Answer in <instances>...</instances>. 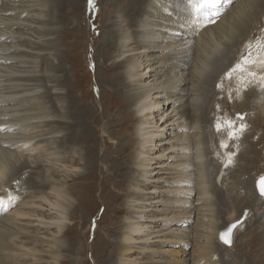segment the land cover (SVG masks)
<instances>
[{"label": "bare ground", "instance_id": "bare-ground-1", "mask_svg": "<svg viewBox=\"0 0 264 264\" xmlns=\"http://www.w3.org/2000/svg\"><path fill=\"white\" fill-rule=\"evenodd\" d=\"M5 1V5L10 7L6 6L4 9L9 10L16 7L14 5L15 0ZM130 1L131 20L127 21V26H130L133 21L137 20V36L131 40L129 37L130 33L122 31L120 35L124 41H118L119 44L114 43L119 49L117 52L119 56L118 62L113 63L114 67L123 66L127 61L128 63L124 66L125 69L116 72L115 76L112 74L111 79L115 80L112 82L116 83L117 79L122 76V79H119L121 80V86H118L125 89V99L128 100L127 103L129 102L127 105L131 104L127 106L126 111L136 118L135 130L133 134H128L129 138L133 140L131 144L123 145L120 140L113 141L115 151L112 150L111 152L110 148H113V145L109 143V140L114 137L113 135L117 133L118 129L106 128L103 125V132L100 134L97 130V127L100 130L97 120L96 125L93 126L92 120V122H87L82 119L92 110L86 109L79 116L77 114H72L73 116L69 115L66 108L69 107L68 111L71 112L73 107V103L69 98L71 97L70 91L66 96H64L65 93L64 95H58L54 92H51L52 95L49 94L52 98L55 119L52 115L48 116V114H45V116H40L35 112L33 113L30 109L26 110L27 114H29L27 119L33 120L30 121V123H33V126L28 128L25 124L27 119L22 120L24 116H28L26 115V111L24 112L23 108H16L15 106L19 98L22 100L20 92L26 90L22 88L25 84L21 81L35 80L36 77H42V75L37 73L38 62L35 59L27 61L26 57L29 54L31 55V53L24 54L25 51H28V45L26 48L23 46V49L15 43L17 48L13 50V55L17 69L7 71L8 75L16 82L4 83L1 77L2 73H0V86L7 85L6 87H0V89L9 90L5 92L9 94L0 95V114H2L0 116V150L2 149L1 147L8 148L10 151V155H7L8 158H15L14 162H11V168H7L5 162L0 161V198L4 201L3 206H0L2 209L0 216L2 213H6V215L0 218V264H62L63 258L61 252L63 249L68 250V246L64 244L63 235L65 236V233L69 230L68 224L72 221L69 212L73 204L71 195L73 192L70 193L68 185L65 184L64 180L60 179V176L62 173H65L73 177L81 172L76 168L78 167L77 163L81 161L79 160V153L81 151L77 149L78 146L76 148L72 145L68 147L67 151L61 150L63 141L73 145L79 143L85 148L90 149L87 152L90 165L102 166L101 163H105L102 157H99L100 152L101 156L111 159L106 168L101 169V172L104 173V183H106V179L114 182L118 178H121L125 181L127 189L130 188L127 194L128 200L126 201L129 204L130 212L125 217V231L124 234L121 233L122 238H119L120 240L117 243L112 242L116 247V252L114 251L113 253H117L118 264H140L143 259H150V262L162 264L158 263L160 261H154L153 259H155L157 253H160L159 248L156 246L165 247L166 245L185 247L187 256L189 253L193 255L196 248L199 259L197 264H204V262H207L206 264H213L212 261H209L210 258L212 259L209 256L212 255L211 252L214 251L215 245L213 243L211 245L212 249L209 248L210 250H208L209 243L218 237V232L222 228H226L231 222L234 223L235 219L237 220L241 216L235 217L234 212H231V216L226 218V222L223 225L222 222H219V219L217 221L214 217L215 207L211 204L213 202V194L210 195L211 191H209L208 187L209 177L207 179L206 168L208 166L215 167V165H213L212 161V165H210L205 160L206 154L209 155V153L205 154L204 141L207 139L206 135H208V138L210 137L209 140L211 139V136L214 134V128L211 129L207 124L208 116H205V113L208 111L205 110L207 106L204 103H206V99H209L206 96L211 91L210 84L211 80L215 77V72L220 71L224 75L226 71L236 69L237 65L233 62L228 67V63L232 59L231 55L222 50L223 47H221L222 45L219 42L215 41L217 44L215 43L214 46L213 43H207L206 39L208 37L210 40L215 39L214 33L226 32L225 34L231 33L232 35L231 19L242 23L244 19L243 15L249 10L252 1L259 5L260 2L257 0H222L218 8L214 10L207 20L204 17L197 18L190 7V24L189 22L184 23V18L182 23L181 19L179 17L176 18V14L174 16L173 13L171 17L180 19V22L176 20L170 21V18V20L165 18L168 13L170 14V9L162 8L160 0ZM27 2L30 7L37 6L38 9L40 0H28ZM233 2H236L235 7L218 19V14L227 11ZM107 3H111L112 5L114 0H107ZM178 4L187 6L188 2L183 1ZM12 5L14 6L12 7ZM27 10L29 9L27 8ZM158 10H164V12L161 15L162 17L159 18L158 16L154 20L153 17L156 16ZM32 15H37V13H32ZM8 17L10 16L8 15ZM12 18L11 16L8 19L12 20ZM14 19L16 20L14 21ZM14 19V23L17 24L19 19L16 17ZM258 21L263 22V18L259 17L254 22L257 23ZM214 22H216L215 25L211 27L210 25ZM109 23L111 22L109 21ZM177 23H180V25L176 26ZM105 27L110 28L109 25ZM247 28L250 29V27ZM107 33L110 35L107 34L108 36L104 44L106 47L111 48L113 45H111L112 40L110 36H114V32L107 31ZM4 37L8 36L0 33V40ZM194 37L198 38L195 40V45L190 47V43ZM13 40L20 45L22 44L18 39L11 38L9 41L13 42V45ZM24 43L27 44L26 41ZM225 43H229L227 38ZM209 44L213 46H209ZM6 47L4 49H7ZM191 56L193 57V63L187 69L189 63L188 57L190 58ZM24 57L25 59H23ZM174 58L177 59L175 65L171 62L169 63V60ZM22 59L26 60V62L24 61V63ZM11 61L8 56H4L0 52V63H11ZM19 63H22V65L19 66ZM172 64L174 66L171 68V71L164 77L165 72L162 73L166 70L164 67ZM24 67L25 70H22ZM160 68L163 69L162 72ZM247 70L250 71L249 66L248 69L246 68ZM211 76L214 77L211 78ZM260 76L264 78V74ZM221 79L222 76L215 78L213 85L216 80L219 82ZM65 81L59 79V85ZM199 83L201 92L205 96L204 103L201 102L203 99L198 93L199 88L197 89V86H199ZM248 92L249 98L247 99L252 101L254 98L253 105L256 107L262 100L264 102V89L260 90V93H262L260 95L257 94L254 87H251ZM135 93L139 96L138 99L135 98ZM223 93L226 92L223 91ZM35 96L37 98V94ZM35 99L33 100L39 103L40 99L37 98L38 101ZM25 105L23 106L27 108ZM35 107L37 108L38 106ZM40 111L38 113H44ZM215 111L214 109L213 112ZM18 115L21 119H19ZM7 116L14 123L12 124L14 125L13 131L7 128L8 125L5 123ZM50 116L53 117L52 121L47 118ZM63 117L67 119L64 120ZM127 117L124 112L116 113L115 111V113L111 114L103 112V115L100 114L99 121L103 122L108 119V125H110V123L117 119H120L119 122L128 121L130 118L128 117L127 119ZM156 118L158 119L155 120ZM77 119L81 120L78 125ZM69 122H71L69 132L67 129L60 137L57 130L68 125ZM89 126L94 127L98 133L94 132V135L88 134ZM206 128L207 132H205ZM30 130L34 134L29 133ZM248 131L247 127L245 133L247 134ZM54 133L57 134L52 135ZM35 139L37 141H34ZM45 141L58 145L59 151H56V147L54 146V150L49 153V150H46L47 154L42 158V151H45L46 145L41 143ZM160 142L161 144H159ZM5 143H9V146L16 150L13 151L7 144V146H3ZM214 149L213 151H215ZM95 152L98 155H95ZM113 153H115L114 156ZM43 162L48 167L46 174L42 178H34L35 176L31 179L28 178L27 174L29 172H26V169L38 166L40 168ZM86 166L89 167L88 164ZM218 167L216 168L217 170ZM223 172L224 169L219 171V174H225ZM219 174L216 175L215 181L216 185L220 186ZM15 180L19 186H13L12 184L11 187H16L19 191L10 189L8 186V184ZM155 181L162 183L161 190L158 188L148 189L149 185ZM26 182H28L27 186H24L25 188L23 189L27 190V192L22 193L20 187ZM127 183H129V186ZM33 187H37V190L29 192ZM153 189L156 192L161 191L162 195L152 200L147 195L150 191H154ZM217 222L222 225L218 226ZM243 225L244 223L235 228L234 237ZM7 237L10 239H7ZM162 251H166L165 248ZM134 253L144 256H142L141 260H138L137 257H133ZM187 256L182 258V260L174 261L173 264H188L191 258H187ZM202 259L205 260L202 261ZM112 261L111 264L116 263V260ZM192 264H195L194 261Z\"/></svg>", "mask_w": 264, "mask_h": 264}, {"label": "rangeland", "instance_id": "rangeland-1", "mask_svg": "<svg viewBox=\"0 0 264 264\" xmlns=\"http://www.w3.org/2000/svg\"><path fill=\"white\" fill-rule=\"evenodd\" d=\"M15 1L14 5L16 7L6 10L4 9V7L8 6L5 5L6 1L0 0V28L2 29H0V33L8 36L0 40V52L12 60L11 63H0V73H2L1 77L3 78L2 81L6 84L16 82L8 75L7 71H14L17 69L13 55V50L17 48L16 44L23 49V46L26 48L28 45V51H25L24 54L31 53V55L29 54L26 57L27 61L35 59L38 62L37 73L42 75V77H36L35 80L31 79L21 81L26 85H23L22 88L26 90L20 92L22 94V100L19 98L18 103L20 104L17 102L15 103L16 108L21 107L24 112L30 109L33 113L35 112L40 116H45V114H48V116H54V107L51 101L52 98L49 94L52 95L51 92H54L58 95H64L65 93L64 96H66L70 91L71 97L69 98L73 103V107L71 112L68 111L69 107L66 108L69 115L77 114V116H79L82 115L83 111L86 109L90 111L92 110L89 114L82 118L84 119L83 121H93L92 124L94 126L96 125L97 120V124L100 127V130L98 127L97 130L100 134L103 132V125L106 128L110 127L118 129L117 133L113 135L114 137L110 138L111 141L109 140L111 145H113V141L117 140H120L123 145L131 144L133 140L129 138L128 134H133L136 127V118L132 116L131 113L128 114L126 111L127 106H130L131 104L127 105L129 102L127 103L128 100L125 99V89L123 87H119L121 86V80L119 79H122V76L117 79L118 81L116 83L112 82L115 80L111 79L112 74L115 76V74H117L116 72L125 69L124 66L128 63L127 61L123 64V66L114 67L113 63H116V61L118 62L119 57L117 54L119 49L114 43L119 44L122 40L120 35L122 31H128L130 33L129 37L131 40L137 36V20H132L133 23H131L130 26H127V21L131 20V1L114 0V3L111 5V3H107V0H91V3L90 0H40L38 9L37 6L30 7L27 2L28 0ZM183 1L187 2V0H160L162 8L170 9V14L168 13L165 18H170V21L176 20L178 22H180V19L182 22L184 18V23L189 22L191 24L189 4L187 6L178 4ZM257 1L260 2V5L256 2L253 3L252 1L249 10L243 15L244 19L242 20V23L231 19L230 26L233 30L232 35L231 33L225 34L226 32L214 33L213 36L215 39L210 40L209 37L206 39V42L208 41L207 43H213L214 46L215 43L217 44V42H219L222 45L221 47H223L222 50H225L228 55H231L232 59L228 63V67H230L231 63L235 62L237 65L236 69L233 71H226L224 75L222 72L216 71V74L214 75L215 77L211 76V78H214L211 80V91L206 96L209 98L206 99V103L203 102L205 96L201 92L200 83L199 86H197V89L199 88L198 93L203 99L201 102L207 106L205 109L208 111L205 113V116H208L207 124L211 127V129L214 128V134L211 136V139L209 140L210 137L208 138V135H206L207 139L205 138L206 140L204 141L205 154L209 153V155L206 154L205 160L208 161L210 165H212V163L215 165V167L208 166L206 168L207 179L209 177L208 187L209 191H211L210 195L213 194V202H211V204L215 207L214 217L217 221L220 220L219 222H222L224 225L226 218L231 216V212H234L235 217H239L241 215L239 219L242 220L236 227L244 223L241 229H239V232H236L235 237L233 235L234 246L223 244L218 237L209 243L210 246L208 247V250H210L209 248L212 249L211 245L213 243V245H215L214 251L211 252L212 255L209 256L212 257L209 261H212L213 264H264V197H262L258 192L256 184L258 179L264 174V102H262V100L256 107L253 105L254 98L252 101L247 99L249 98L248 91H250L251 87H254L259 95L262 94L260 93V90L264 89V78H261L260 76L264 74V58L262 60L264 52H261L258 47V44L264 41V0ZM236 2H233L227 11L220 12L217 18L220 19L223 15L227 14L229 10H232L235 7ZM14 5H12V7ZM26 7L29 10H27ZM163 12L164 10H158V13H156V16L153 17V19L155 20L158 16L159 18L162 17L161 15ZM32 13H37L38 16L32 15ZM172 13L174 16L176 14V18L179 17L180 19L178 20L171 17ZM7 14L10 17H13L12 20L8 19L10 17H8ZM15 17L19 19L17 24L14 23L16 20L14 19ZM259 17L263 18V22H254ZM25 19L27 20L25 21ZM109 21L111 23H109ZM215 23L216 22L212 23L210 26H214ZM246 24L248 25L243 26ZM106 25H109L110 28H106ZM179 25L180 23H177L176 26ZM247 27H250V29ZM107 31L114 32V36H110V39L112 40L111 45H113L111 48L106 47L104 44L108 36L107 34L110 33H107ZM168 33L170 32L168 31ZM11 38L18 39L19 42H22V44L20 45L13 40V45V42L9 41ZM197 38L194 37L192 39L190 47L195 45V40ZM226 38L229 40V43L227 44L225 43ZM25 41L27 44L24 43ZM122 41H124V39ZM211 44H209V46H213ZM5 47L7 49H4ZM192 56H194V54H192ZM192 56L190 58L188 57L189 63L187 69L193 63ZM23 59H25V57ZM23 59L22 61L26 62V60ZM255 59L259 60L256 61ZM248 60L255 62L246 63ZM175 61L177 62V59L174 58L169 60V63L171 62L175 65ZM173 64L164 67L166 68L164 71L160 68L161 72L163 71L162 73L165 72L164 77L168 75L169 71H171V68L174 66ZM18 65H22V63H19ZM238 65L243 67V71L238 68ZM248 66L250 71H246ZM22 70H25V67L22 68ZM249 73H254V75H250ZM218 76H222V79L219 82L216 80L213 85L215 78H218ZM223 76L225 77L223 78ZM59 79L66 81L63 84L60 83L61 85H59ZM6 86L7 85H1L0 87ZM115 90H117V92H115ZM6 91L9 90L1 88L0 95L9 94L5 93ZM223 91L226 93H223ZM36 94L37 98L40 99L39 103H36L33 100L36 98ZM37 98L35 99L36 101H38ZM135 98H139L137 93H135ZM20 101H23L24 103H21ZM23 105L27 106V108ZM232 105H234V107H232ZM35 106L38 107L36 108ZM214 109L216 110L215 112H213ZM39 110H41L40 112H44V115L38 113ZM27 111L26 115L28 116H24L22 120L29 117ZM115 111L116 113L124 112V114H126V116L130 119L124 122H119L120 119H117L110 123V125H108V119L103 122L99 121L100 114L103 115V112L111 114L115 113ZM0 116H2V114H0ZM52 116L47 118L52 121ZM18 117L20 116L18 115ZM19 119H21V117ZM63 119L66 120L67 118L63 117ZM157 119L158 118L155 120ZM225 120L233 122L232 128L225 125ZM28 121L29 123H27ZM30 121L33 120L27 119L25 123L28 128L33 126V123H30ZM80 121V119L77 121V125ZM5 123L8 125L7 128L10 129V131H13L14 125L12 124L14 123L9 116H7ZM218 124L220 125L219 129H217ZM70 125L71 122L63 128L57 130L60 137L67 129L69 132V127H71ZM242 125H244L243 128L241 127ZM247 127L249 131L246 134L245 132ZM206 130L207 128L205 129V132H207ZM30 131L29 133L34 134V132ZM98 131H96L94 127L89 126L87 133L94 135V132L98 133ZM230 131L234 132V135L231 138L229 137ZM55 134L57 133L52 135ZM34 141H37V139ZM222 142L225 143L227 147H221ZM212 143L213 146L211 147ZM6 144L9 148L13 149L9 146V143H5L3 146H7ZM41 144L46 145L45 151H42V158L47 154L48 150V153L52 152L54 150V146L56 147L55 150L59 151V148L57 147L58 145L55 143L50 144L45 141ZM75 144L77 145L69 144L68 142L63 141V147H61V150L67 151L68 147L71 145L73 147L78 146V148H76L81 151L79 153V160L81 161L77 163L78 167H76L79 172H81L79 174L77 173V176L73 177H70L65 173H62L60 176V179L64 180L65 184L68 185L70 193L73 192L71 194L73 204L70 207L69 212L70 219L72 221L68 224L69 230H67L65 236L63 235L64 244L68 246V250L63 249L61 252L63 258L62 264H111L113 262L112 260H116V263L113 264H118L116 258L117 253H113L116 247L112 242L117 243V241L122 238V234H124V227L126 226L124 223L125 217L129 215L130 212L129 204L126 202L128 200L127 194L129 193L130 188L127 189L125 181L121 178H118L114 182L106 179V183H104V173L101 172V169L106 168L111 159L101 156L100 152L99 157H102L105 163H101L102 166L90 165L87 157V152L90 149L85 148L79 143ZM159 144H161V142ZM114 146L115 144L113 145V148H110L111 152L114 150ZM1 148L0 161L5 162L7 168H11V162L13 163L15 158H8L7 155H10L9 149L5 147ZM213 149L215 151H213ZM15 150L16 149H13V151ZM95 155H98V153L95 152ZM114 155L115 153H113V156ZM216 156L219 159H217ZM229 160H231V163H229ZM44 163L45 162H43V165H40V168L39 166L35 168H27L26 172H29L27 174L28 178L31 179L34 176V178H42L43 175L46 174V170H48V167H46L47 165H44ZM87 164L89 167L86 166ZM216 166L218 167V170L216 169ZM220 169H224L223 173L225 174H219V171H221ZM217 174L220 176L219 183L223 187L221 185H216L215 178ZM250 178L252 179L250 180ZM28 182L20 187L22 189V193L27 192V190H24L23 188L27 186ZM12 184L13 186H19L17 181H13L8 184V186L10 189L12 188L19 191L18 188L11 187ZM127 184L129 186V183ZM150 188H158L161 190L162 183L155 181L149 185L148 189ZM35 190H37V187H33V189H30L29 192H33ZM153 190L154 191H150L147 195L151 197L150 199L153 200V198L160 197L162 195L161 191L156 192L155 189ZM229 203H231V205H229ZM148 213L150 214V212ZM246 213L247 217L244 218ZM4 215H6V213H2L0 218ZM239 219H235V222L239 221ZM216 224H218V226L222 225L218 222ZM7 239L10 238L7 237ZM156 247L159 248L158 250H160V253H157L155 255V259L153 260L160 261L158 263L173 264L174 261L182 260V258L187 256V250L185 247L180 245ZM164 248L166 251H162ZM142 256L144 255L135 253L133 255V257H137L138 260H141ZM197 256L195 248L193 255L189 253L187 256V258H191L188 264H192L193 261L197 264L199 261ZM204 260L202 259V261ZM150 261V259H143L140 264H155V262ZM185 263H187V261H185ZM206 263L207 262H204V264Z\"/></svg>", "mask_w": 264, "mask_h": 264}, {"label": "snow or ice", "instance_id": "snow-or-ice-1", "mask_svg": "<svg viewBox=\"0 0 264 264\" xmlns=\"http://www.w3.org/2000/svg\"><path fill=\"white\" fill-rule=\"evenodd\" d=\"M187 2L197 18L204 17L205 19H208L213 14L214 10H216L218 6L221 4L222 0H187ZM258 47L261 52H264V41L260 42L258 44ZM254 62L255 61H251V60L246 61V63H254ZM238 68H240V70L243 71L242 66L238 65ZM249 74L254 75V73H249ZM225 125L229 128H232L233 122L230 120H225ZM219 127L220 125L218 124V129ZM241 127L243 128L244 125H242ZM233 135L234 132L230 131L229 137L231 138ZM221 147H227V145L222 142ZM229 163H231V160H229ZM3 204L4 201L2 198H0V206H3ZM233 227H235V225L229 227V229L226 232L221 233V239L224 240L226 244L231 243L230 234Z\"/></svg>", "mask_w": 264, "mask_h": 264}, {"label": "water", "instance_id": "water-1", "mask_svg": "<svg viewBox=\"0 0 264 264\" xmlns=\"http://www.w3.org/2000/svg\"><path fill=\"white\" fill-rule=\"evenodd\" d=\"M262 178H264V174L258 179V182L256 184H257V190H258V192L261 194L262 197H264V179H262ZM247 213L244 215V218L246 217ZM240 221H242V220L239 219V221L229 224L226 228L222 229L219 232L218 238H219V240L222 243L226 244L224 242V240L221 239V233L226 232L229 229V227H231L232 225H235V227L232 228V231H231V234H230L231 243L230 244H226L228 246H232L233 245V243H234L233 233H234V230H235L236 226L240 223Z\"/></svg>", "mask_w": 264, "mask_h": 264}]
</instances>
